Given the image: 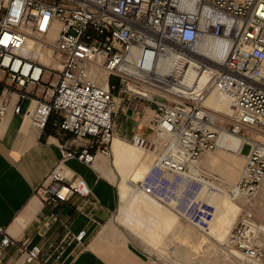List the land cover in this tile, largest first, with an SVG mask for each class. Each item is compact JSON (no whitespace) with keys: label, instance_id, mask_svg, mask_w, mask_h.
I'll use <instances>...</instances> for the list:
<instances>
[{"label":"built area","instance_id":"obj_1","mask_svg":"<svg viewBox=\"0 0 264 264\" xmlns=\"http://www.w3.org/2000/svg\"><path fill=\"white\" fill-rule=\"evenodd\" d=\"M8 92L16 95L11 111L34 127L53 113V126L84 140L63 149L37 187L50 208L88 192L64 167L67 159L91 165L96 153L112 156L121 94L135 115L144 102L154 104L152 139L132 141L151 148L164 138L136 182L141 194L179 202L199 180L198 159L223 148L227 134L243 138L245 158L229 198H252L264 185V143L243 131L264 135V0H0V120L10 109ZM211 97L229 105L230 120L207 104ZM221 245L238 264H264V226L249 218L240 217ZM48 247L19 241L0 225V264L10 249V264H60L62 247Z\"/></svg>","mask_w":264,"mask_h":264},{"label":"crops","instance_id":"obj_2","mask_svg":"<svg viewBox=\"0 0 264 264\" xmlns=\"http://www.w3.org/2000/svg\"><path fill=\"white\" fill-rule=\"evenodd\" d=\"M7 95L10 109L0 120V225L8 234L37 243L44 251L50 250V244L60 245V264H164V258L148 248L166 245L169 232L177 227L178 214L138 192L132 180L135 173L146 171L155 150L145 152L132 141L134 136L152 139L154 106L144 105L134 117L126 114L127 123L119 121L113 130L111 157L96 153L91 165L67 159L64 167L72 178L84 182L88 192L74 193L50 208L36 189L62 150L80 146L84 140L53 126V113L43 128L34 127L28 117L11 111L16 95ZM204 200L205 215L195 214L191 220L206 228L219 244L240 208L231 201ZM191 202L195 201L186 196L182 203ZM80 232L83 236L78 239ZM172 252L167 250L168 255ZM12 253L10 249L5 264L14 261Z\"/></svg>","mask_w":264,"mask_h":264},{"label":"rangeland","instance_id":"obj_3","mask_svg":"<svg viewBox=\"0 0 264 264\" xmlns=\"http://www.w3.org/2000/svg\"><path fill=\"white\" fill-rule=\"evenodd\" d=\"M120 98L121 100H119L117 103L116 111L113 117L114 129L118 126L119 121H123V123H127L129 121L128 118H125L127 117L126 114H129L133 117L136 116L132 113V110L128 105V96L121 94ZM144 105L147 107L154 106V104H152L151 102H144L141 106ZM243 131L247 132V134L249 133L248 136L250 138L256 135L249 130L247 131L243 129ZM153 141L156 142L154 147L145 148V152H151L155 149L151 154L152 156L149 160V165L146 171L149 169L154 159L156 158L161 146L160 143L163 142L164 139L158 137L154 138ZM247 149L248 145L245 144L243 147V153H245ZM228 151H225V149L222 148H218L210 152H205L198 159L196 165L198 168L197 173L199 174L197 178L206 179L204 182L209 185H207L208 187H210V185H215L223 189L228 198L224 195L223 192L221 193L218 191L217 193V190L215 189V191L211 192V197L208 196L209 193H207L205 197V188H202V190H200L199 192H195L193 195H187L188 197L193 198V201H195L189 203V205H185L182 203V199L184 196L179 200V202L175 204H163L164 206L170 208L172 211L178 214L176 225L177 227H174V229L169 232L168 237L164 241L166 244L165 246H161L158 248L151 247L148 248V250L151 252H155V254L164 258V264H238L236 256L232 255L228 251L223 250L220 243L215 244V236L211 235L206 228L197 226L192 222L191 216L198 214L202 217L205 215L203 210V205L205 204L204 199H210L213 201L220 199L231 201L240 208V210L236 213L235 223L237 222V220H239L240 217H246L264 226V186H261L258 193L252 198L238 197L236 199H231L228 196V188L238 179L245 161L244 154H239L235 157L232 156L233 159H236V161L240 157L239 163L237 161L238 173L235 178H232L227 164L223 160L224 155L230 153ZM207 157H209V166L205 160ZM146 171L144 173L140 172L133 175L132 180L135 181L134 189H136V182L143 178ZM194 185L196 186L198 184ZM191 190L189 193H192ZM180 209H182L183 211H187L188 214L185 215ZM170 248L171 250H173L172 255L167 254V250Z\"/></svg>","mask_w":264,"mask_h":264},{"label":"bare ground","instance_id":"obj_4","mask_svg":"<svg viewBox=\"0 0 264 264\" xmlns=\"http://www.w3.org/2000/svg\"><path fill=\"white\" fill-rule=\"evenodd\" d=\"M194 1V0H193ZM29 47H31L32 45H31V42H29ZM34 48H37V46H33ZM51 52V51H50ZM46 54H42V53H40V55H39V59L40 60H43V62L44 63H52L53 64V66L55 67V68H59V64H57L55 61H54V58H53V56L51 55V57L50 58H43L44 56H45ZM211 108H213L214 110H217L219 113H220V115H221V117L222 118H225V119H227V120H230V116H231V114H232V109L229 107V105L225 102V101H221V100H219V99H217L216 97H211L210 99H209V101H208V103H207ZM249 131H251V132H253L254 133V131H253V129H248ZM162 138V137H161ZM248 138L250 139V137L248 136ZM162 139H164V138H162ZM223 139H225V144H224V147L222 148V149H225V151H228V150H230V151H228V152H230L229 154H227V155H224V161L226 162V164H227V167H228V169H229V172H230V175H231V177L232 178H235V176L237 175V173H238V163H237V161H236V159L234 158L233 159V157L232 156H238L239 155V153H238V151H239V147H240V145H241V143H242V140H243V138H240L239 136H237V135H230V134H227V135H225L224 137H223ZM254 139H258V140H260L261 142H263L264 143V135H262V134H260V133H258L257 135H255L254 136ZM135 144H136V142L135 141H133ZM137 145V144H136ZM139 146V145H138ZM140 147V146H139ZM158 155V154H157ZM229 175V174H228ZM206 179H202V178H200L199 180H195L192 184H191V186L189 187V189L187 190V192H186V194L184 195V197H183V199H182V202L184 201V199H185V197L188 195V193L190 192V190H191V192L192 193H190V194H194L195 192H199L200 190H202V188H205V190H204V196L206 197V194L207 193H209V197H211V192L212 191H215V190H217V193H218V191L219 192H223L224 193V191H223V189H221V188H219V187H217V186H215V185H210V187H208L209 185L208 184H206L204 181H205ZM199 183H202V184H199ZM194 184H198V185H194ZM194 185V186H193ZM208 185V186H207ZM264 186V185H263ZM215 189V190H214ZM224 195L227 197V195H226V193H224ZM207 196V197H208ZM228 198V197H227ZM159 203V202H158ZM161 204V203H160ZM161 205H163V204H161ZM166 207V206H165ZM234 223H235V220H234V222H233V224H232V226L230 227V229L233 227V225H234ZM230 229L227 231V234L223 237V239L221 240V242H220V244H222V242L224 241V239L226 238V236L228 235V233H229V231H230Z\"/></svg>","mask_w":264,"mask_h":264}]
</instances>
